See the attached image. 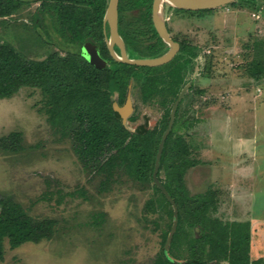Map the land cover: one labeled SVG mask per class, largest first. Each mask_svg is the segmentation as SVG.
I'll return each instance as SVG.
<instances>
[{"label":"rangeland","instance_id":"374dc122","mask_svg":"<svg viewBox=\"0 0 264 264\" xmlns=\"http://www.w3.org/2000/svg\"><path fill=\"white\" fill-rule=\"evenodd\" d=\"M39 4L0 18V40L35 58L56 48L37 37ZM241 5L229 2L207 14L168 5L165 10L171 34L199 47V56L184 69L187 89L176 125L191 143V157L200 161L188 169L187 186L191 193L216 189L215 214L221 218L250 220L251 257L264 258V78L255 80L248 72L257 44L264 43V2ZM132 97L135 111L122 117L124 124L131 131L154 127L159 101L143 104L134 92ZM42 98L30 86L0 98V136L13 130L24 136L23 150L0 151V193L14 196L33 216L55 218L56 230L40 242L15 248L6 243L0 264H152L173 222L168 208L145 216L154 190L130 180L100 192L99 180L91 179L70 141L53 133Z\"/></svg>","mask_w":264,"mask_h":264},{"label":"trees","instance_id":"16d2710c","mask_svg":"<svg viewBox=\"0 0 264 264\" xmlns=\"http://www.w3.org/2000/svg\"><path fill=\"white\" fill-rule=\"evenodd\" d=\"M33 1L36 0H0V18ZM39 1L36 14L42 21V31L38 29L37 37L56 48L48 50L45 57L35 58L11 41L0 40V98L9 97L24 86L39 88L43 95L42 109L53 133L58 140L70 141L75 155L92 174L91 179L99 180L100 192L109 191L124 180L153 188L154 195L146 201L143 214L148 217L168 208L174 221L173 205L154 181L153 171L172 106L185 85L184 69L197 56L199 47L187 39L180 40V50L174 58L159 66L118 61L111 56L105 40L103 16L108 0ZM261 2L264 0L230 3L242 7ZM152 3L153 0H119V31L130 57L157 56L168 49L154 26ZM173 9L207 14L217 7ZM134 10L136 15L129 14ZM86 41L98 46L109 61L107 65L98 67L87 60L82 50ZM248 72L255 80L264 78V43L257 44ZM131 81L138 100L143 103L157 100L162 107L159 122L152 128L131 131L114 107V100L118 103L125 100ZM195 92L202 89L195 88ZM184 97L185 94L177 106L158 170L159 178L177 204L178 225L169 242L173 222L164 231L162 247L152 264H264L263 257H251L250 220L221 218L215 214L216 189L208 187L191 193L187 186L188 169L200 161L191 157V143L176 127L181 120ZM23 148L22 131L13 130L0 136V151L19 152ZM56 224L55 218L33 216L14 196L0 193V258L5 254L6 243L15 248L51 239ZM190 229L198 230L199 234H192Z\"/></svg>","mask_w":264,"mask_h":264},{"label":"water","instance_id":"95a60500","mask_svg":"<svg viewBox=\"0 0 264 264\" xmlns=\"http://www.w3.org/2000/svg\"><path fill=\"white\" fill-rule=\"evenodd\" d=\"M233 1L236 0H153L152 20L159 36L164 40V42H166L169 48L164 53L157 56L130 57L127 53L125 41L119 31V18H118L119 0H109L104 15V23L107 24L109 27V33L106 35V44L108 46L111 55L115 60L130 64L144 65V66H159L165 64L169 62L176 55V53L179 51L180 48V43L176 41L169 32L166 16H165L166 13L165 5L179 9L197 10L202 8L218 7ZM115 44L119 45L120 52H117L115 50L114 48ZM83 54L85 55L88 61H90L92 64L98 67H104L106 65V61L99 53V49L97 45L91 41H87L83 45ZM186 89L187 87L185 86L181 90V92L179 93L177 99L175 100L172 106L168 126L163 132L161 141L159 143L158 151L156 154L155 167L153 171L154 181L161 188V190L167 196V198L171 201L174 208L175 218L173 221L172 228L169 232V236L167 240L168 242L171 240L178 225V207L175 200L170 195L169 191L163 185V182L159 178L158 170L160 168L161 156H162L165 140L173 127L177 106L180 100L183 98ZM126 103L127 104H125V106H119L116 101L114 102V107L120 112L123 118L127 117V112H128L127 108L129 107L131 108L132 105V99L130 95Z\"/></svg>","mask_w":264,"mask_h":264},{"label":"flooded vegetation","instance_id":"af4514ba","mask_svg":"<svg viewBox=\"0 0 264 264\" xmlns=\"http://www.w3.org/2000/svg\"><path fill=\"white\" fill-rule=\"evenodd\" d=\"M109 1V0H108ZM108 4V3H107ZM152 5H153V3H152ZM172 7V6H171ZM106 8H107V6H106ZM174 8V7H173ZM172 8V9H173ZM168 9H171L170 8V6H168ZM171 9V10H172ZM166 11V10H165ZM105 12H106V10H105ZM166 12H168V11H166ZM118 14H119V16H120V11H119V7H118ZM167 13H165V16H167L166 17V21L168 22V20L170 19V15L169 14H167ZM104 15H105V13H104ZM119 18V17H118ZM103 25H104V33H105V35H107L108 33H109V27H108V25L107 24H105L104 23V16H103ZM167 26H168V23H167ZM108 28V29H107ZM168 29H169V32H170V34H171V31H170V28H169V26H168ZM171 36L176 40L177 38H175L172 34H171ZM124 39V38H123ZM105 40H106V36H105ZM125 41V40H124ZM176 41H180V40H176ZM87 42V41H86ZM85 42V43H86ZM92 42V41H91ZM84 43V44H85ZM94 43V42H93ZM180 43V42H179ZM125 44H126V42H125ZM98 47V46H97ZM108 47V46H107ZM114 48H115V50L117 51V52H120V48H119V45L118 44H115V46H114ZM168 48H169V46H168ZM99 49V48H98ZM126 49H127V45H126ZM82 50H83V47H82ZM109 50V49H108ZM179 50H180V48H179ZM110 52V51H109ZM99 53H100V51H99ZM128 53V52H127ZM178 53V52H177ZM176 53V54H177ZM101 54V53H100ZM111 54V53H110ZM101 56H102V54H101ZM112 56V55H111ZM199 56V54H197V57ZM103 57V56H102ZM113 57V56H112ZM174 58V57H173ZM172 58V59H173ZM103 59L106 61V65H107V63H109V61L108 60H106L104 57H103ZM171 59V60H172ZM133 82L131 81L130 82V84H129V86H128V91H127V95H126V98H125V100L122 102V103H118V101L117 100H114V102L116 101L117 103H118V105L119 106H125V104H127L126 102H127V100H128V98H129V95L131 96V99H132V105H131V108L129 107V108H127V113L128 114H132V112H134L135 111V103H134V99H133V97H132V95H133ZM142 102V101H141ZM143 103V102H142ZM144 104V103H143ZM145 104H148V103H145ZM133 115V114H132ZM122 117V116H121ZM134 120V119H133Z\"/></svg>","mask_w":264,"mask_h":264},{"label":"built area","instance_id":"2783aa9c","mask_svg":"<svg viewBox=\"0 0 264 264\" xmlns=\"http://www.w3.org/2000/svg\"><path fill=\"white\" fill-rule=\"evenodd\" d=\"M255 16H258L257 14H254Z\"/></svg>","mask_w":264,"mask_h":264}]
</instances>
